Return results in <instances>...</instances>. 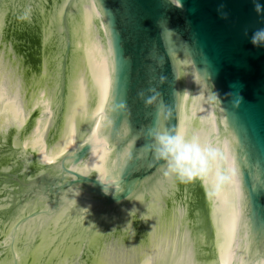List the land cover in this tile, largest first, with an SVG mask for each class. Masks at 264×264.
<instances>
[{"label":"water","instance_id":"95a60500","mask_svg":"<svg viewBox=\"0 0 264 264\" xmlns=\"http://www.w3.org/2000/svg\"><path fill=\"white\" fill-rule=\"evenodd\" d=\"M257 28L254 0H0V264H264ZM157 132L219 152L180 180Z\"/></svg>","mask_w":264,"mask_h":264},{"label":"clouds","instance_id":"9594fccd","mask_svg":"<svg viewBox=\"0 0 264 264\" xmlns=\"http://www.w3.org/2000/svg\"><path fill=\"white\" fill-rule=\"evenodd\" d=\"M254 8L258 15H264V4L259 0H254ZM250 42L254 47H264V28L253 31ZM151 91L153 95L145 101L147 105H152L160 95L155 89ZM152 142L154 157L166 163V174L174 175L180 180L191 179L210 166L211 158L219 152V149L202 141L198 135L187 139L182 134L157 132L152 137Z\"/></svg>","mask_w":264,"mask_h":264}]
</instances>
